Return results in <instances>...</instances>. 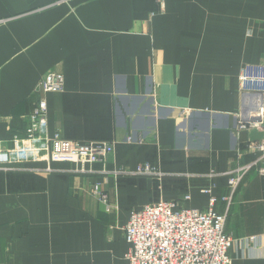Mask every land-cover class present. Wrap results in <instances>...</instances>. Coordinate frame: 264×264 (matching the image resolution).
Returning a JSON list of instances; mask_svg holds the SVG:
<instances>
[{"label":"crops","instance_id":"0c3cea01","mask_svg":"<svg viewBox=\"0 0 264 264\" xmlns=\"http://www.w3.org/2000/svg\"><path fill=\"white\" fill-rule=\"evenodd\" d=\"M162 3L0 0L2 148L31 134L40 97L50 138L113 146L88 175L0 167V264H128L133 211L161 200L204 211L208 189L230 264H264V134L238 129V75L264 56V0ZM48 72L63 76L62 92H36ZM255 162L227 207L229 173ZM145 164L157 175L129 174Z\"/></svg>","mask_w":264,"mask_h":264},{"label":"built area","instance_id":"2783aa9c","mask_svg":"<svg viewBox=\"0 0 264 264\" xmlns=\"http://www.w3.org/2000/svg\"><path fill=\"white\" fill-rule=\"evenodd\" d=\"M163 7L162 0H158ZM64 78L60 73L48 72L40 80L37 93H60ZM238 93L242 102L238 129H254L264 134V56L257 64L244 65L238 75ZM47 104L40 97L29 115L30 135L14 137L9 148L0 145V167L22 162H41L48 166L54 163H72L81 167L80 174L93 173L92 166L113 153V146L106 142L80 144L61 139L58 134L47 135ZM255 149L261 153L264 163V135ZM256 162L237 168L229 173L230 194L222 197L228 205L231 195ZM264 175V165L258 169ZM131 175H157L145 164ZM207 210L179 207L175 202L158 201L133 211L123 229L124 240L129 245L126 255L128 264H230L228 250L232 239L225 233L226 216L214 211L217 198L211 190ZM93 194L102 203L106 195L98 186ZM189 200V196L184 198Z\"/></svg>","mask_w":264,"mask_h":264},{"label":"rangeland","instance_id":"374dc122","mask_svg":"<svg viewBox=\"0 0 264 264\" xmlns=\"http://www.w3.org/2000/svg\"><path fill=\"white\" fill-rule=\"evenodd\" d=\"M47 74V73H46ZM37 92V91H36ZM59 136V135H58ZM73 142V141H72ZM111 155V154H110ZM109 155V156H110ZM109 156H107V157H109ZM106 160V159H105ZM105 160H104V162H105ZM104 162H99V163H104ZM99 163H96V164H99ZM46 164V163H45ZM54 164H56V163H54ZM57 164H64V163H57ZM66 164H70V163H66ZM96 164H94V165H96ZM70 165H72V169L70 170L71 171V173H73L74 175H83V174H80L79 173V171L81 170V167L78 165V164H70ZM46 166H47V170H50V165L48 166L47 164H46ZM93 167V166H92ZM121 172V171H120ZM120 172H117L118 174L120 173ZM90 174H92V173H90ZM86 175H88V174H86ZM95 186H98V184H96ZM94 186V187H95ZM99 187V186H98ZM102 192V191H101ZM102 193H104V192H102ZM92 194H93V191H92ZM105 195H106V202H107V194L106 193H104ZM94 195V194H93ZM95 196V195H94ZM96 197V196H95ZM97 198V197H96ZM98 199V198H97ZM99 201V200H98ZM100 202V201H99ZM106 202L105 203H102V204H106Z\"/></svg>","mask_w":264,"mask_h":264}]
</instances>
